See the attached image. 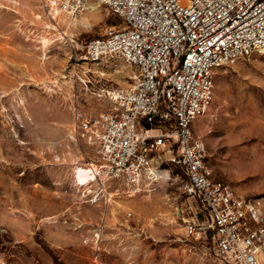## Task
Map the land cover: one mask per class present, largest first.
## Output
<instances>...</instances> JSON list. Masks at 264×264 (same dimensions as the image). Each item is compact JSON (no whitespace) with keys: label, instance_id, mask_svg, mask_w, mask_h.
Masks as SVG:
<instances>
[{"label":"rangeland","instance_id":"rangeland-1","mask_svg":"<svg viewBox=\"0 0 264 264\" xmlns=\"http://www.w3.org/2000/svg\"><path fill=\"white\" fill-rule=\"evenodd\" d=\"M83 15L88 26L51 16L41 0H0V264H224L176 219L183 208L208 214L180 196L174 165L160 169L168 182L133 197L122 182L75 185L74 167L95 161L75 113L106 112L104 92L127 87L136 69L119 56L86 63L88 42L126 25L107 7ZM194 134L215 178L264 207V53L217 70Z\"/></svg>","mask_w":264,"mask_h":264},{"label":"built area","instance_id":"built-area-1","mask_svg":"<svg viewBox=\"0 0 264 264\" xmlns=\"http://www.w3.org/2000/svg\"><path fill=\"white\" fill-rule=\"evenodd\" d=\"M41 1L50 14L71 17L99 4L126 25L88 42L83 56L86 63L119 56L136 68L127 87L104 92L106 112L75 113L74 134L92 148L99 179L122 182L133 197L153 191V170L174 165L180 196L208 214L201 221L184 208L175 213L186 236L224 264H264L261 200L217 180L208 147L194 134L212 107L217 70L264 53V0Z\"/></svg>","mask_w":264,"mask_h":264},{"label":"bare ground","instance_id":"bare-ground-1","mask_svg":"<svg viewBox=\"0 0 264 264\" xmlns=\"http://www.w3.org/2000/svg\"><path fill=\"white\" fill-rule=\"evenodd\" d=\"M100 7L101 6L99 4L92 5L91 7L88 8V10L86 12H82L79 15L80 17L79 16L78 17H71L67 14L60 13L57 10L56 11L54 10L51 13V15L52 16L56 15V17H63V18L69 19V21H71L75 25L78 22H80L81 25L88 26L89 20L87 18L83 17L84 16L83 14L88 13V12H93L95 9H98ZM63 18H61L63 20V22H68V21H65L66 19H63ZM61 38H63V37H61ZM50 41H51L50 39L44 37L43 38L44 46L48 45ZM88 165H90V166L74 167V183L80 189L84 188L86 190L85 193L88 192L89 187L91 188V187H94L95 184H98L97 181L99 180V177L97 175L98 165L96 164V162L94 161ZM153 174H154V176H153L152 180H155L156 182L157 181H163L166 183L171 179V175H170L168 170H157V171L153 170ZM102 179L104 181L107 180V178L103 177V176H102ZM87 186H89V187H87ZM117 191H119V190H117Z\"/></svg>","mask_w":264,"mask_h":264},{"label":"trees","instance_id":"trees-1","mask_svg":"<svg viewBox=\"0 0 264 264\" xmlns=\"http://www.w3.org/2000/svg\"><path fill=\"white\" fill-rule=\"evenodd\" d=\"M100 37H103V36H100Z\"/></svg>","mask_w":264,"mask_h":264}]
</instances>
